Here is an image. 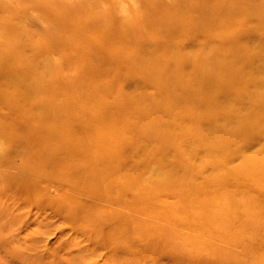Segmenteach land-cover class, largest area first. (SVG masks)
<instances>
[{"label": "rangeland", "instance_id": "rangeland-1", "mask_svg": "<svg viewBox=\"0 0 264 264\" xmlns=\"http://www.w3.org/2000/svg\"><path fill=\"white\" fill-rule=\"evenodd\" d=\"M221 1L0 0V170L17 169L0 176V209L15 205L12 215L0 216V264H104L117 259L112 255L125 260L109 264H264V109L254 111L262 118L241 124L222 109L211 112L209 126L232 129L212 148L206 135L193 134L205 124L184 120L201 103L216 102L220 89L210 80L219 74L233 77L230 93L243 87L248 102L262 99L264 76L242 86L245 76L237 75L245 68L234 63L224 67L227 74L216 72L213 64L224 57L212 49L231 36L237 50L218 54L260 65V46L251 47L264 39V0H227V10ZM243 124L250 129L241 136ZM236 152L242 162L233 164ZM245 158L253 160L256 181L234 179L232 168ZM75 164H98L93 192L118 187L131 226L144 217L139 208H161L163 216L147 223L174 235L148 246L130 232V244L113 246L128 221L83 226L85 217L96 220L93 211L69 208L51 189L41 195L44 183L30 175H57ZM73 191L70 198L85 199ZM75 241L85 244L64 253ZM181 241L190 243L176 254ZM69 255L76 258L68 262Z\"/></svg>", "mask_w": 264, "mask_h": 264}, {"label": "bare ground", "instance_id": "bare-ground-1", "mask_svg": "<svg viewBox=\"0 0 264 264\" xmlns=\"http://www.w3.org/2000/svg\"><path fill=\"white\" fill-rule=\"evenodd\" d=\"M235 3L237 4V6H239V4L237 2H235ZM227 4H228L227 0H225L224 2L221 1V7H222L221 9L227 10L226 9ZM230 37L228 38L227 36H224V37L221 36L220 37V44L221 45L219 44L220 46H222L221 50L219 49V47L217 49H215V48L212 49V51L215 52L218 57H221V56L224 57L222 59L216 60V62L213 64L214 65L213 68L216 67L215 71L218 73H221L224 71L223 69L225 66L228 65L227 68H231V67L233 68L234 63H237V67L245 68V70L243 69V71H240V73L237 75V76H240V75L245 76L243 79L244 83L241 84L242 86H246V83L249 81V78H251V79L253 78L252 75H254V79H256L257 75L264 76V39L262 37H259L260 38L259 42L253 44L252 45L253 47H251V48H254V47H256V45H259L262 48V46H263L262 49H260V47L255 49V51L258 52L256 57L261 59V61L259 63L260 65L257 66V64H258L257 59H251V60L249 59V61L247 62L246 61L247 58L244 57V60H240V61L235 60L234 61L233 58H229V57L227 59L225 58L227 52H223L224 54L220 53L221 55L218 54V50L230 51V50L236 49V46L232 45V43L235 42V39L233 40ZM242 61H243V63H242ZM230 62H233V64H231L229 67ZM256 67H257V69H256ZM229 72H231V71H229ZM224 74H227V73L224 71ZM229 76H232V75H229ZM210 81H209L210 86H213L214 88L220 89V91H218L220 93L219 94L217 93L218 95L214 96L217 99L216 102L213 104L208 102L205 105H203V103H201L199 105L201 109L199 108L198 111L193 112L194 113L193 116L194 115L195 116L192 117V114L188 113L184 116L185 117L184 120H187L188 123H190L189 121H191V124L192 123L198 124V126H199V124L201 126H204L202 124H205L206 130L200 128V130L197 131V129L196 130L194 129L197 132H195L193 134H195V136L197 138L204 137L203 135H206L207 138L206 137H204V138H205V140H208L211 143L209 145V148H212L213 146H215L214 145L215 142H217L216 139H219L221 137V140H222V137H223L224 140H226L224 136H226L227 134H223L224 131L231 132L232 129L230 127H228L227 130H224L223 132H221L222 130L220 131V129L218 130V128L216 129L215 127H213L214 126L213 122H212L211 126H209L208 125V123L210 122L209 120L213 119V118H210V116H211L210 113L213 112V115H215L216 112H218L217 111L218 109H222V111L227 112V114L230 116L229 118H231V120L233 119L232 120L233 124H234V122L237 124H241L244 122L246 123V121H248V119L249 120H252L254 118L260 119V118H262V116L260 114H255L254 111L264 109V86L257 88L262 92L261 93L262 94L261 95V97H262L261 101H259V102H248L247 98H242L243 95L245 94L243 87L239 88L241 92H238V91L236 92V93H240L239 95L235 94V93H230V91L234 92V90H231L232 89L231 86H233L232 84L234 83L233 77L230 79L228 77V75H225V76L221 75L220 76V74H219L216 79H213ZM228 91H229V93H228ZM235 96H237V97L233 99V97H235ZM228 97H231L235 101L233 103H231V101H232V99H231L229 101L225 100V102H224L223 99L228 98ZM229 102H230V104H229ZM237 109H240V110L238 111ZM1 119H4L3 121H8V119L5 117L4 118L1 117ZM58 124L61 125L62 123H58ZM207 125L209 126L208 128H207ZM11 126H12V129L14 130V133H16V135L20 133L17 122H14V121L11 122ZM249 129H250V127H246V126L244 127V124H243L242 129H241L242 131L240 130L241 136H243V133L245 134L246 132H248ZM236 131H239V130L236 129ZM250 132H252V130ZM17 137L20 141V144L23 143L24 137L20 136V135H17ZM231 137H233V135H231ZM92 138H93V140L95 139V137H92ZM255 145H257V143H253V144H249V145L246 144L243 148V151L250 152L251 150H248V149L254 148ZM18 153H20V152H18ZM21 153L19 155H16L17 158L22 156ZM240 154H242V153H239V155ZM226 155L230 156V154H228V153ZM239 155H238V152L235 153V155H234L235 158L233 159L234 160L233 164L235 162H239L241 160V159L236 158V157H239ZM33 156L36 157V154H33L31 156V159H33ZM95 156H98V154H96ZM99 159H101V158L99 157ZM103 159L104 158H102V160ZM245 159L247 160V158H245ZM34 160H35V158H34ZM34 160H32V163H34ZM249 161H253V160L248 159L246 162H244L240 166L232 168L231 172H233L235 174V177H234L235 180L238 179V180H243L245 182L246 181L253 182L256 179L255 177H253V175H251V172H249V166H250V164H252ZM101 162H99V164L101 166L106 165V163L108 162V159L106 158V156H105V160H103ZM241 162H242V160H241ZM34 164L37 165V163H34ZM40 165H41V167L44 166L43 163H41ZM96 166L98 167V164ZM97 167L92 168V170H87L86 168L75 164V166H71V167L64 166V168L60 169L59 172H56L57 175H55V173L54 174H51V173L48 174L49 172L46 173V171L45 172L43 171V170H47V169L40 170L41 174L43 173L46 175L44 178H42L38 174V170H35V173L31 172L30 175L35 176L36 179L40 180L39 182L44 183V186H42L43 188L40 189L41 195L45 194L46 190L51 189L56 194V197L60 199V201H65L64 203L66 205L67 204L69 205V208H71V209L75 208L78 210L82 209L83 210L82 212H84L85 214H89V212L93 211L96 215H94L92 217L93 218L95 217L96 220L94 221L91 219V221L87 222L90 217H88V218L85 217V218H83V224H82L83 226H85V225L86 226H89V225L96 226L99 224L104 226V225L110 224L111 222H114V219H119V218L120 219L123 218L124 221H128V223L124 224L123 229L122 228L116 229V231L118 233H117V235H115L112 238L113 239L112 240L113 246L118 245V243H125L127 245L130 244V238L132 236H134L135 239H138L141 242V244L149 246L152 244L151 242H156L158 244V242H160V240H162V239L168 240L170 235H174L173 234L174 229H170L168 231H162V229L155 230V227H157L156 225H154L151 222L147 223V220L150 219L151 217H155V216L162 217L163 216L162 215L163 213L159 212V211H162L161 208L160 209L139 208L137 210V213L141 214L144 217L141 218L140 220L137 219L136 221L134 219H132L134 224L132 223V226H131L130 219L132 216L128 213L130 211V207L128 205H124L123 203L121 204L122 200H121L119 195L122 194L121 197L123 198V192L121 190H119L118 187L117 188L116 187L115 188L110 187L106 190V193H103V194L94 193L95 191L92 190V189H94V187H96L95 184H93V183H100V180H101L100 177L97 175V173H95L96 170H99ZM246 168H248V169H246ZM14 170H17L15 164L8 165L7 167L5 166L4 170H0V176L5 177L8 175V173H10L11 171H14ZM250 171H251V169H250ZM10 175H13V174L10 173ZM38 177H40V178H38ZM77 177H79L80 182H78V185H73L72 182H75L74 180H76ZM47 182H49L50 184H48ZM51 184H55V185L51 186ZM71 188L74 190L73 192L75 194L82 196V197H85V199L81 198V197H77L73 200V198H70L71 194L69 193V189H71ZM27 190H28V188H23V190H20L19 193L27 194L28 193V192H26ZM91 192H93V193H91ZM36 194L37 193L35 192L34 195L36 196ZM125 197H126V199H128L129 194L126 193ZM236 203L239 204L238 202H236ZM14 209H15V205L4 207V209H0V216L2 218L3 217L6 218L9 215H12V213L14 212ZM166 216H167V214H166ZM139 227L141 229H139ZM149 228H152L151 234L147 232V229H149ZM130 232H132L131 237H129ZM183 232H185V231H183ZM29 234L30 233H28L27 235H29ZM77 238L78 239H76V240L82 239V235H80V236L77 235ZM153 239H157V240L152 241ZM189 243H190L189 241L188 242H185V241L177 242L174 245L175 246V248H174L175 253L177 254L185 244L188 245ZM84 244H85V241L81 244L77 243V241H75L73 243L72 242L71 243H65L62 250L65 253L68 250L79 249ZM157 244H155V246ZM179 245H181V246H179ZM68 248H70V249H68ZM109 250L111 252H113V254L117 252L114 247H110ZM84 253H86V251ZM59 254H60L59 252L55 253V257H60ZM64 256H65V254H64ZM112 257L117 258V259H107L106 262H104V264L105 263L109 264V263H111L110 261H116V262L119 261L120 262L121 260H125V259H121V257H118L116 255H112ZM75 258H76L75 256L69 255L66 258V260L68 262H71ZM89 260H91V258H89ZM124 264H130V263L127 260V262H125Z\"/></svg>", "mask_w": 264, "mask_h": 264}]
</instances>
